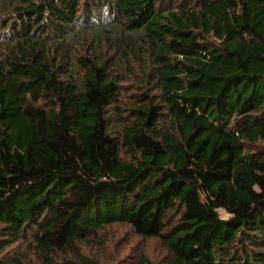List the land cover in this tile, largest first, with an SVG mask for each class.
I'll return each mask as SVG.
<instances>
[{"label":"trees","instance_id":"trees-1","mask_svg":"<svg viewBox=\"0 0 264 264\" xmlns=\"http://www.w3.org/2000/svg\"><path fill=\"white\" fill-rule=\"evenodd\" d=\"M115 224L264 264V0H0V264H101Z\"/></svg>","mask_w":264,"mask_h":264},{"label":"rangeland","instance_id":"rangeland-1","mask_svg":"<svg viewBox=\"0 0 264 264\" xmlns=\"http://www.w3.org/2000/svg\"><path fill=\"white\" fill-rule=\"evenodd\" d=\"M101 14L105 8H94ZM123 94L128 102L132 94L130 85L125 86ZM106 243L99 246L96 243L83 244L82 251L99 260L101 264H132L140 253H145L155 264H162L166 260L167 251L162 247L158 238H143L136 235L129 226L115 224L108 226L102 232ZM2 237L0 236V243ZM31 241V238L29 239ZM9 252L10 255H23L25 264H40L38 254L30 250L27 241H21L7 247L2 254Z\"/></svg>","mask_w":264,"mask_h":264}]
</instances>
